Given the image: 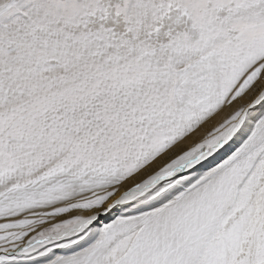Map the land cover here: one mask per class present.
I'll list each match as a JSON object with an SVG mask.
<instances>
[{
	"label": "snow or ice",
	"instance_id": "1",
	"mask_svg": "<svg viewBox=\"0 0 264 264\" xmlns=\"http://www.w3.org/2000/svg\"><path fill=\"white\" fill-rule=\"evenodd\" d=\"M0 264H264V0H0Z\"/></svg>",
	"mask_w": 264,
	"mask_h": 264
}]
</instances>
